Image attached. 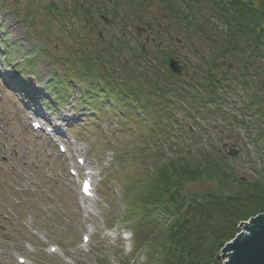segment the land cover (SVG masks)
Returning <instances> with one entry per match:
<instances>
[{
  "label": "rangeland",
  "instance_id": "obj_1",
  "mask_svg": "<svg viewBox=\"0 0 264 264\" xmlns=\"http://www.w3.org/2000/svg\"><path fill=\"white\" fill-rule=\"evenodd\" d=\"M161 1L0 0V264H105L107 258L108 264H144L143 252H134L129 229L132 224H140V216L136 214L127 226L120 218L128 197L126 189L137 186L160 159L182 153L187 158L207 155L212 150L215 158H224L234 166L238 177H258V171L251 168L262 167L263 158L249 142L244 125L260 119L250 118L255 103L251 108L244 107L251 96L254 102H264V57L249 69L253 85L231 82L236 89L226 95V102L215 107L218 114L214 111L196 119L185 102V109L180 105L173 108L178 110L176 120L168 115L159 121L151 110L147 116L153 124L151 132L147 121H134L137 116L141 118L138 113H120L108 97L99 113L78 99V92L91 83L81 79L103 83L102 69L111 71L120 63L131 68L133 81L135 78L139 85L152 80L158 87L163 85L167 76L164 65L146 60L152 67L148 69L149 65L132 57V47L142 44L154 53L151 42L155 35L159 38L154 42L161 41L162 49L171 51L181 64L190 60L181 76L185 85L188 79L197 82L208 67L206 62L212 59L217 65L224 61L235 72L237 57L228 53L223 60L217 54L225 48L223 42L213 47L202 31L183 30L185 26L176 25L166 16L167 8ZM138 28L147 29L138 32ZM123 41L127 43L119 49ZM113 45L119 55L115 62ZM154 54L150 59L157 60L158 54ZM93 57L102 66L92 61ZM144 68L147 71L142 73ZM57 77H63L65 84ZM121 79L124 76L119 72L116 80ZM221 85H226L225 81ZM53 87L71 95L61 100L51 91ZM26 104L44 107L48 118L60 121L59 133L46 138L31 131ZM241 106L244 112L239 111ZM146 107L142 103L138 106L144 112ZM233 111L238 113L236 122H229ZM63 115L67 123L60 120ZM54 138L63 141L66 152L59 151ZM228 148L237 149L236 156L227 155ZM79 150L96 181V200L88 204L81 200L79 180L69 172L78 165ZM75 169L81 176L83 170ZM89 230L90 240L84 243L81 235L89 234ZM50 245L58 246V250L50 253ZM17 256L25 257V263L18 262Z\"/></svg>",
  "mask_w": 264,
  "mask_h": 264
},
{
  "label": "trees",
  "instance_id": "obj_2",
  "mask_svg": "<svg viewBox=\"0 0 264 264\" xmlns=\"http://www.w3.org/2000/svg\"><path fill=\"white\" fill-rule=\"evenodd\" d=\"M161 2L167 8L166 16L176 25L185 26L183 30L190 29L198 33L202 31L203 38L213 47L218 41L223 42L225 48L217 51V54L223 60L228 53L237 57L234 63L235 74L247 75L248 69L264 56V0ZM155 38L159 36L155 35ZM125 42L127 43L123 41L122 44H126ZM151 43L155 50L161 51V60L150 59L156 52L151 53L143 45L132 48V57L145 62L149 65L148 69L151 65L147 61L150 60L166 65L171 51H163L159 49V44L153 41ZM215 61L212 59L206 62V85L202 84L204 89L200 91V96H195L194 82L189 80L186 84L188 97H185L184 81L169 70L166 84L159 89L158 82L154 80L139 85L135 78L133 81L134 73L131 68L121 63L118 64L116 73L120 72L124 76L120 83L107 78L99 84L92 81L87 86L85 96L90 101L97 100L99 96L112 97L120 105L124 104L123 108L127 112L132 110L128 102L133 98L139 101L141 92L148 89L149 83L161 98L160 104H168L170 107L165 109L164 114L170 115L171 120H174V114L178 115V110L173 108L178 105L186 108V101L192 109L202 104L216 103L214 93L218 82L217 68L226 73L230 71V66L217 65ZM199 68H202L201 65ZM236 68H240L239 72ZM146 71L144 68L142 73ZM238 74L235 76L236 81L240 79ZM244 83L247 85V80ZM141 86H144L143 90ZM228 87L230 88V84ZM167 93L172 98L167 100ZM144 102L147 105L150 98ZM257 112L264 115L262 109H257ZM259 128L255 137H251L257 155L263 156V166H259L258 170L251 168L258 171V177H238L234 166L224 158H215L210 149L211 153L207 155L170 158L158 165L149 178L126 189L134 191V195L128 201L125 219L131 218L135 211H144V222L133 227L136 245L145 246L147 258L144 264H222L218 257L219 251L237 233L238 225L249 217L264 212V151L258 143L259 139H264V124ZM199 150L197 146V153Z\"/></svg>",
  "mask_w": 264,
  "mask_h": 264
},
{
  "label": "water",
  "instance_id": "obj_3",
  "mask_svg": "<svg viewBox=\"0 0 264 264\" xmlns=\"http://www.w3.org/2000/svg\"><path fill=\"white\" fill-rule=\"evenodd\" d=\"M168 60L171 69L181 74L178 61L173 57ZM229 154L234 156L237 151L231 150ZM242 227L243 231L221 249L222 257H227L223 264H264V213L252 217Z\"/></svg>",
  "mask_w": 264,
  "mask_h": 264
},
{
  "label": "bare ground",
  "instance_id": "obj_4",
  "mask_svg": "<svg viewBox=\"0 0 264 264\" xmlns=\"http://www.w3.org/2000/svg\"><path fill=\"white\" fill-rule=\"evenodd\" d=\"M64 117H65V116H63V117L61 116L62 119H63ZM77 152H78V151H77Z\"/></svg>",
  "mask_w": 264,
  "mask_h": 264
}]
</instances>
